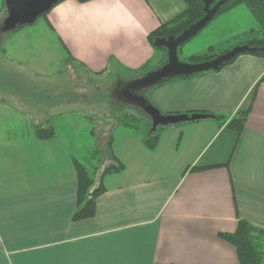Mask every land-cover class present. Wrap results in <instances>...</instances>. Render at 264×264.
I'll return each instance as SVG.
<instances>
[{"label":"crops","instance_id":"crops-1","mask_svg":"<svg viewBox=\"0 0 264 264\" xmlns=\"http://www.w3.org/2000/svg\"><path fill=\"white\" fill-rule=\"evenodd\" d=\"M126 3L141 22L137 37L85 61L51 39L49 12L44 18L52 37L28 36L21 28L1 42L0 264H240L236 246L220 233L234 231L239 218L264 228V57L248 52L218 70L147 90L161 111L226 119L167 126L153 149L142 132L122 127L115 136L118 125L111 126L113 141L98 171L113 158L124 168L102 177L95 214L73 219L74 127L108 114V102L93 100L76 71L106 78L118 75L119 65L137 69L160 61L164 52L148 34L186 8L184 0ZM241 8L217 14L201 32L211 28V43L228 48L236 35L258 27L239 24ZM241 110L248 115L238 134L228 121ZM37 124L51 125L55 135L38 138Z\"/></svg>","mask_w":264,"mask_h":264},{"label":"trees","instance_id":"trees-1","mask_svg":"<svg viewBox=\"0 0 264 264\" xmlns=\"http://www.w3.org/2000/svg\"><path fill=\"white\" fill-rule=\"evenodd\" d=\"M186 2V8L177 14L175 17L169 21L161 23L158 27L153 29L148 34L149 42L156 48L164 52V57L155 62L150 60L144 65L137 69H127L122 66L119 67L118 75L111 74L110 76L117 77L118 83L126 84V82L133 80L137 77L144 75L147 71L152 70L160 65H162L167 59V49L163 46L155 45L154 41L157 37H166L169 35H178L186 27L190 26L192 23L199 20L206 13L204 0H184ZM218 0H213L211 5H214ZM246 4L251 10L252 14L255 16L258 27L245 31L234 37V41H231L228 48L219 49L217 52L214 51V46H210L203 53L192 54L189 57V61L198 62L206 59H210L217 54L224 52L226 49L231 48L236 44L248 43L252 46L264 47V0H225V2L219 8L217 14L225 12L226 10L239 5ZM3 9L6 10L5 0L3 2ZM2 9H0V12ZM46 14H44L45 16ZM215 15V16H216ZM23 26L17 28L16 30L22 28ZM229 42V41H228ZM255 55L264 57V50H257L255 52H248ZM237 56V55H236ZM236 56L229 62H232ZM224 63L222 66H224ZM221 66V67H222ZM188 77V76H186ZM178 78V77H176ZM174 79V78H172ZM170 80V79H169ZM168 81V80H166ZM160 82L156 85L150 86L144 91L161 85L164 82ZM148 99V98H147ZM149 101V99H148ZM150 102V101H149ZM152 103V102H151ZM153 104V103H152ZM131 104L130 101H121L119 110L114 114V124L124 125L125 127H131L133 130L140 131L143 134V142L148 148H155L159 140L160 133L167 126H160L156 131L150 132L151 127V117L150 115L140 106ZM163 113H167L162 111ZM214 119L225 120L226 117L217 113H212ZM248 115V110L239 111L236 117L231 118L228 121V125L235 130L238 134L243 129L245 121ZM141 123L144 124L141 127ZM112 126V127H113ZM113 128H111L112 130ZM110 130V135L103 147L101 146V141H95V152L99 155V161L101 162L103 158V150H110L113 136ZM91 132L94 135L95 129L91 128ZM33 133L35 136L41 139L51 138L55 135L54 128L47 124H37L33 128ZM100 139V138H99ZM103 152V153H102ZM75 168L77 172V208L73 215V219L80 220L84 218L92 217L96 211V203L98 196L105 189L102 177L106 173L118 172L124 168V164L116 158L106 163L103 169L99 172V166L94 167L89 166L87 163H83L79 160L78 156L74 159ZM220 235L226 240L230 241L236 246L238 258L240 264H264V228L259 227L245 218H239L237 227L232 232H221ZM174 264V263H171Z\"/></svg>","mask_w":264,"mask_h":264},{"label":"water","instance_id":"water-1","mask_svg":"<svg viewBox=\"0 0 264 264\" xmlns=\"http://www.w3.org/2000/svg\"><path fill=\"white\" fill-rule=\"evenodd\" d=\"M55 2L56 0H5L7 15L0 24V31H14L21 26L34 23L39 16L48 13ZM204 2L206 13L203 17L186 27L178 35L157 37L155 39V45L163 46L167 49L166 61L127 83V96L132 102L135 101V103L140 105L151 117L150 132L156 131L160 126L177 125L188 121L212 118L214 115L206 112L163 113L157 106L149 102L144 94H136L135 90L143 91L150 86L176 77H186L204 71L218 70L224 63L231 61L240 53L264 50V47L243 43L236 44L224 52L203 61L191 62L182 60L179 57V47L213 19L225 0H218L214 5H211L213 0H204Z\"/></svg>","mask_w":264,"mask_h":264},{"label":"clouds","instance_id":"clouds-1","mask_svg":"<svg viewBox=\"0 0 264 264\" xmlns=\"http://www.w3.org/2000/svg\"><path fill=\"white\" fill-rule=\"evenodd\" d=\"M48 17L54 38L81 61L110 52L117 41L134 40L141 23L126 0H56Z\"/></svg>","mask_w":264,"mask_h":264},{"label":"rangeland","instance_id":"rangeland-1","mask_svg":"<svg viewBox=\"0 0 264 264\" xmlns=\"http://www.w3.org/2000/svg\"><path fill=\"white\" fill-rule=\"evenodd\" d=\"M3 5V0H0V6ZM237 6V5H236ZM242 7L241 13H235V15L238 18V22L241 25L250 26L254 23H257V20L255 16L252 14L251 10L248 8L246 4H240ZM5 11V16L7 15V11ZM4 16V17H5ZM3 19V18H2ZM2 19H0V24L2 22ZM208 27V26H207ZM207 27L205 29H207ZM21 29V28H20ZM25 32H27L28 36H31L29 33L32 31L36 37H44V35H50L52 37V34L47 31V26L45 24V18L44 15H41L38 17V19L28 25H24L22 27ZM203 29V28H202ZM209 28L208 30H201L191 37L189 40L184 42L179 47V57L182 60L189 61V57L192 54H198L203 53L206 51L210 46H214V51L217 52L219 49H222V46L224 43L221 41H216L211 43L213 40H215V36L213 32H210ZM17 30L9 31V32H1L0 31V45L3 39L12 33H14ZM8 38V37H7ZM54 42V37L51 38ZM222 39V38H221ZM56 43V42H55ZM227 50V49H226ZM77 79H80V76H83V78H86L85 82L83 79L81 80L83 83L88 85V87L91 88V97H93V100H98L99 102L107 101V112L108 114L102 115L101 113H96V115H92L89 117L90 121H83L82 124H78L77 127H74L75 133V142H76V154L79 158V160L83 163H87L89 166L94 167L95 165H100L101 162L99 161V155H97V152H95V141H101V146L105 145L106 141L109 138L111 126L114 124V120L111 119L113 114L119 110L120 102L124 101L120 97H116L114 95L115 93V85L118 84V78L114 76H108L106 78L102 76H90L85 73H83L81 70L76 71ZM82 78V77H81ZM131 80V79H130ZM90 84V85H89ZM81 86V85H80ZM90 92L87 94L89 95ZM136 94H146V92L143 90L136 91ZM146 96V95H145ZM90 98V97H89ZM131 104L134 106H138L137 103L130 101ZM98 104V103H97ZM133 108V107H132ZM133 108V109H134ZM104 114V113H103ZM98 116V117H97ZM97 119L99 121H97ZM144 124L141 123V127H143ZM122 127H125L124 125L117 126L114 130L115 136H118L119 131L122 129ZM91 128H94L96 132H91ZM68 131L73 132L72 127L66 128ZM100 138V139H99ZM104 152V150H103ZM102 152V153H103Z\"/></svg>","mask_w":264,"mask_h":264},{"label":"flooded vegetation","instance_id":"flooded-vegetation-1","mask_svg":"<svg viewBox=\"0 0 264 264\" xmlns=\"http://www.w3.org/2000/svg\"><path fill=\"white\" fill-rule=\"evenodd\" d=\"M127 84H121L120 82L116 85L115 95L116 97H120L124 101H131V99L127 96L126 92ZM137 90L134 92L136 93Z\"/></svg>","mask_w":264,"mask_h":264}]
</instances>
